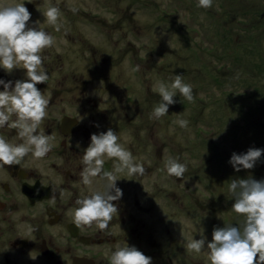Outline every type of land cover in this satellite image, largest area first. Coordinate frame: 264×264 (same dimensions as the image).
<instances>
[{"label":"rangeland","instance_id":"374dc122","mask_svg":"<svg viewBox=\"0 0 264 264\" xmlns=\"http://www.w3.org/2000/svg\"><path fill=\"white\" fill-rule=\"evenodd\" d=\"M27 2L28 26L56 38L47 58L42 53L49 80L36 85L50 94L51 124L70 113L94 134L111 128L143 164V175L117 173L123 195L116 202L129 211V225L150 228L148 246H132L148 251L151 264H209L205 252L186 250L187 240L202 229L206 246L214 228L242 224L228 185L264 180V151L252 169L236 171L224 159L264 150V0H213L209 9L197 0H50L61 12L59 32L42 15L49 0ZM177 74L192 85L193 102L177 94L167 115L150 119L161 102L154 84ZM169 156L187 166L183 178L166 174ZM105 183L97 178L93 190Z\"/></svg>","mask_w":264,"mask_h":264},{"label":"clouds","instance_id":"9594fccd","mask_svg":"<svg viewBox=\"0 0 264 264\" xmlns=\"http://www.w3.org/2000/svg\"><path fill=\"white\" fill-rule=\"evenodd\" d=\"M28 3H32V0H28ZM212 6L213 0H197V7L209 9ZM42 15L48 26L57 32L61 30L60 9L50 0ZM30 19L31 13L25 7L24 0H0V68L7 73L22 68L26 76V79L16 80L14 86L11 81L0 80V85H3L0 91V128L14 129L22 141L12 143L0 135V167L20 165L29 154L34 160L43 159L54 146L55 137L38 131L48 116L50 94L46 96L36 85L49 80L42 53L56 45V38L43 29L29 27ZM153 91L160 96L161 102L154 107L150 119L159 120L167 115L169 105L176 103L174 97L177 94L188 102L194 100L192 85L185 83L179 74L170 83L157 80ZM173 123L187 129L189 122L178 119ZM124 141L129 142L130 137L125 136ZM262 151L250 148L243 154L233 153L229 163L236 171L252 169ZM113 159L117 161L115 170L106 171V160ZM82 164V184L90 189V194L77 199V207L71 209L69 215L77 229L95 225L98 230L104 231L113 217L118 215L113 201L123 195L116 186V181L121 178L117 173L126 172L128 177H132L143 175L145 169L111 128L91 135L90 144L83 151ZM164 170L169 177L181 179L188 169L184 163L169 156ZM97 178L106 181L103 191L93 190ZM228 192L234 198L232 211L244 217L242 224L214 228L212 239L206 246L201 229L199 239L189 237L186 250L193 254L205 252L209 264H264V180L232 179ZM32 231L29 228L27 236H31ZM31 258L35 260L36 255ZM107 258L109 264H151L152 259L127 244L118 245Z\"/></svg>","mask_w":264,"mask_h":264},{"label":"flooded vegetation","instance_id":"af4514ba","mask_svg":"<svg viewBox=\"0 0 264 264\" xmlns=\"http://www.w3.org/2000/svg\"><path fill=\"white\" fill-rule=\"evenodd\" d=\"M43 52L45 59L48 51ZM0 69V80L11 81L13 86L20 80L14 71ZM68 116L65 118L72 120L70 124L62 119L63 115L60 123L51 124L50 114L45 119L47 125L38 130L55 137L53 148L43 159L34 160L29 154L20 165L0 167V264H109L107 256L118 245L149 244L148 224L143 223L144 231L138 233L137 227L129 225V211L116 201L113 203L118 215L106 230L100 231L95 225L77 229L73 224L70 210L77 207L76 200L84 191L90 194L81 180L84 150L80 144L90 142L94 127L91 130L89 125L79 123L75 115ZM0 135L9 142L22 143L14 129L0 128ZM109 166L114 169L112 162ZM29 228L33 229L31 236H27ZM138 234L142 237L139 242ZM160 264H164L163 259Z\"/></svg>","mask_w":264,"mask_h":264},{"label":"bare ground","instance_id":"6f19581e","mask_svg":"<svg viewBox=\"0 0 264 264\" xmlns=\"http://www.w3.org/2000/svg\"><path fill=\"white\" fill-rule=\"evenodd\" d=\"M109 163L110 162H105L104 168H105L106 171H109L110 170ZM112 163L114 164V161H112Z\"/></svg>","mask_w":264,"mask_h":264},{"label":"water","instance_id":"95a60500","mask_svg":"<svg viewBox=\"0 0 264 264\" xmlns=\"http://www.w3.org/2000/svg\"><path fill=\"white\" fill-rule=\"evenodd\" d=\"M2 76V73H1V69H0V77ZM63 122H65V120H63ZM68 124H70V122H68ZM65 126V123L62 124V128Z\"/></svg>","mask_w":264,"mask_h":264},{"label":"trees","instance_id":"16d2710c","mask_svg":"<svg viewBox=\"0 0 264 264\" xmlns=\"http://www.w3.org/2000/svg\"><path fill=\"white\" fill-rule=\"evenodd\" d=\"M250 122H251V121H250ZM251 123H252V122H251ZM224 159H225V160H229V159H230V158H229V155H225V154H224Z\"/></svg>","mask_w":264,"mask_h":264}]
</instances>
